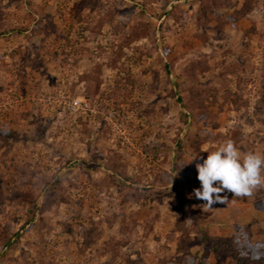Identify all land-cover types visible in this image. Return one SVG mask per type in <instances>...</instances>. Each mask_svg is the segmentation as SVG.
<instances>
[{"label": "rangeland", "instance_id": "374dc122", "mask_svg": "<svg viewBox=\"0 0 264 264\" xmlns=\"http://www.w3.org/2000/svg\"><path fill=\"white\" fill-rule=\"evenodd\" d=\"M229 139L264 153V0H0V264H264V187L192 195Z\"/></svg>", "mask_w": 264, "mask_h": 264}, {"label": "clouds", "instance_id": "9594fccd", "mask_svg": "<svg viewBox=\"0 0 264 264\" xmlns=\"http://www.w3.org/2000/svg\"><path fill=\"white\" fill-rule=\"evenodd\" d=\"M206 152L208 156L203 163L196 164L201 187L192 193L205 202L203 209L226 203L227 197L221 195L225 190L242 198L250 197L255 189L264 187V153L242 154L230 139Z\"/></svg>", "mask_w": 264, "mask_h": 264}]
</instances>
